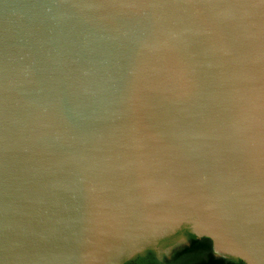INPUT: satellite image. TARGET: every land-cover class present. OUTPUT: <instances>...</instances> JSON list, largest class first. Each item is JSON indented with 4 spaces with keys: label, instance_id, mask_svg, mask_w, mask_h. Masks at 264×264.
<instances>
[{
    "label": "water",
    "instance_id": "95a60500",
    "mask_svg": "<svg viewBox=\"0 0 264 264\" xmlns=\"http://www.w3.org/2000/svg\"><path fill=\"white\" fill-rule=\"evenodd\" d=\"M181 228L264 264V0H0V264Z\"/></svg>",
    "mask_w": 264,
    "mask_h": 264
},
{
    "label": "trees",
    "instance_id": "16d2710c",
    "mask_svg": "<svg viewBox=\"0 0 264 264\" xmlns=\"http://www.w3.org/2000/svg\"><path fill=\"white\" fill-rule=\"evenodd\" d=\"M180 232L187 237L188 244L174 250L169 258L160 262L154 251L148 249L124 264H243L237 259L215 256L208 238H197L187 228H181L177 233Z\"/></svg>",
    "mask_w": 264,
    "mask_h": 264
},
{
    "label": "rangeland",
    "instance_id": "374dc122",
    "mask_svg": "<svg viewBox=\"0 0 264 264\" xmlns=\"http://www.w3.org/2000/svg\"><path fill=\"white\" fill-rule=\"evenodd\" d=\"M173 243L176 245V247H175V250H176V249H180V248L186 246L188 244V240L183 242V241H181L180 236L171 237L167 240L165 239V241L162 240V245H163V246H161L162 250L164 249L163 247H165L166 245H170V244L172 245ZM171 254H167V255L164 254V255L166 256V258H169L171 256Z\"/></svg>",
    "mask_w": 264,
    "mask_h": 264
},
{
    "label": "flooded vegetation",
    "instance_id": "af4514ba",
    "mask_svg": "<svg viewBox=\"0 0 264 264\" xmlns=\"http://www.w3.org/2000/svg\"><path fill=\"white\" fill-rule=\"evenodd\" d=\"M177 232H178V230L176 232H174L173 234H171L168 238H166V240L169 239V238H171V237H176V236H180L181 238L188 240L187 237L183 233H181V232L180 233H177ZM164 241H165V239H164ZM158 246L160 247V249H162L161 248V246H163L162 245V241L158 243ZM167 246H169V245H166L163 248H166ZM153 251H154V253H155L156 258H157L158 261L161 262L164 258H166V256L164 254H161V260H159L158 259V256H159L158 253L156 252V250H153Z\"/></svg>",
    "mask_w": 264,
    "mask_h": 264
},
{
    "label": "bare ground",
    "instance_id": "6f19581e",
    "mask_svg": "<svg viewBox=\"0 0 264 264\" xmlns=\"http://www.w3.org/2000/svg\"><path fill=\"white\" fill-rule=\"evenodd\" d=\"M165 188V187H164Z\"/></svg>",
    "mask_w": 264,
    "mask_h": 264
}]
</instances>
